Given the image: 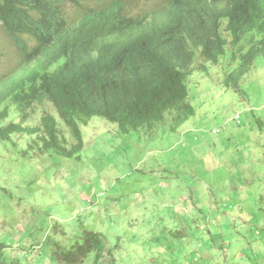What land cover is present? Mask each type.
Masks as SVG:
<instances>
[{"label":"rangeland","instance_id":"374dc122","mask_svg":"<svg viewBox=\"0 0 264 264\" xmlns=\"http://www.w3.org/2000/svg\"><path fill=\"white\" fill-rule=\"evenodd\" d=\"M234 49L217 64L195 51L194 114L173 127L167 117L152 138L92 117L80 159L39 152L35 134L0 141L1 264H60L53 253L74 249L83 227L112 253L72 264H264V57L236 91L225 83ZM19 58L0 27V79ZM45 112L56 115L35 104L22 124Z\"/></svg>","mask_w":264,"mask_h":264},{"label":"trees","instance_id":"16d2710c","mask_svg":"<svg viewBox=\"0 0 264 264\" xmlns=\"http://www.w3.org/2000/svg\"><path fill=\"white\" fill-rule=\"evenodd\" d=\"M151 1L155 6L133 12ZM0 27L21 53L19 77L1 82L0 103L17 114L0 125L1 143L35 134L39 152L66 158H81V126L92 117L116 124L120 134L152 138L165 121L173 127L192 116L187 80L196 50L217 64L228 45L235 48L237 65L225 83L236 91L264 57V0H0ZM44 102L57 115L45 112L38 125H23L28 110ZM31 148L29 142L23 153ZM75 245L55 251V260L72 264L93 253L97 261L112 253L99 232L85 227Z\"/></svg>","mask_w":264,"mask_h":264},{"label":"clouds","instance_id":"9594fccd","mask_svg":"<svg viewBox=\"0 0 264 264\" xmlns=\"http://www.w3.org/2000/svg\"><path fill=\"white\" fill-rule=\"evenodd\" d=\"M152 3H151V5L149 6V7H147V8H151V7H153V6H155L154 4H155V1H151ZM139 3H141V2H138L137 4H138V8L136 7V6H133V12L134 13H136V12H138V11H140V9L142 8V7H139ZM146 3V2H145ZM148 3V2H147ZM150 3V2H149ZM146 7V6H145ZM144 8V7H143ZM5 33V32H4ZM6 34V33H5ZM7 35V34H6ZM8 36V35H7ZM9 38V37H8ZM12 41V40H11ZM13 42V41H12ZM14 43V42H13ZM15 45V44H14ZM17 48V50H18V52H19V55H20V58H19V60H18V62H17V64H16V66L15 67H13L12 68V70H10L9 72L10 73H8V75H3L2 77H1V79H0V91L2 90V84L4 83H1L2 81H7V80H12L13 78H17V77H19V74H20V60H21V53H20V50H19V47H16ZM34 65V63L33 62H31L30 63V66L29 67H32ZM50 103V102H49ZM35 105V104H34ZM33 105V106H34ZM55 108V107H54ZM9 109H11V111L9 110ZM4 110H6V111H4ZM30 111V109L28 110V112ZM1 112H6V116L4 117V119L3 120H1V118H0V125L1 124H7V123H9L10 121H15V120H17V114H14L13 113V108H11V105H9L7 102H4L3 104L2 103H0V113ZM55 112H56V109H55ZM56 115H57V113H56ZM55 115V116H56ZM239 113L235 116V119H237L238 121H239ZM26 119V118H25ZM215 130H217V131H215ZM212 132L213 133H217V132H219V130L218 129H213L212 130Z\"/></svg>","mask_w":264,"mask_h":264},{"label":"built area","instance_id":"2783aa9c","mask_svg":"<svg viewBox=\"0 0 264 264\" xmlns=\"http://www.w3.org/2000/svg\"><path fill=\"white\" fill-rule=\"evenodd\" d=\"M215 131H217V130H215Z\"/></svg>","mask_w":264,"mask_h":264}]
</instances>
